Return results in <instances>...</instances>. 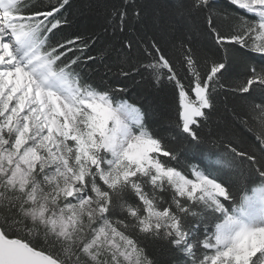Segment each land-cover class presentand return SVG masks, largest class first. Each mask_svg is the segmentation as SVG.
<instances>
[{"label": "snow or ice", "instance_id": "1", "mask_svg": "<svg viewBox=\"0 0 264 264\" xmlns=\"http://www.w3.org/2000/svg\"><path fill=\"white\" fill-rule=\"evenodd\" d=\"M0 264H264V0H0Z\"/></svg>", "mask_w": 264, "mask_h": 264}, {"label": "trees", "instance_id": "2", "mask_svg": "<svg viewBox=\"0 0 264 264\" xmlns=\"http://www.w3.org/2000/svg\"><path fill=\"white\" fill-rule=\"evenodd\" d=\"M227 0H222V3H224L226 5ZM74 5L79 6L82 3V0H73ZM73 12L75 13V20H74V24L72 27L70 28H66L64 29V32L68 35H71L73 32L75 31H80L83 29V27L85 26V21L83 19H81L79 12H78V8H74ZM169 115L172 118H175L176 116V104H175V100L171 101V111L169 112Z\"/></svg>", "mask_w": 264, "mask_h": 264}]
</instances>
